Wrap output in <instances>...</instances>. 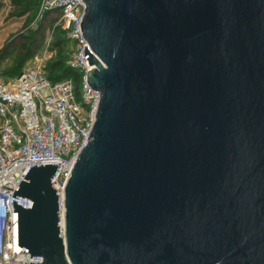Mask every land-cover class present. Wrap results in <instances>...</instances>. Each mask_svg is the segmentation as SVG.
<instances>
[{
  "label": "water",
  "instance_id": "obj_1",
  "mask_svg": "<svg viewBox=\"0 0 264 264\" xmlns=\"http://www.w3.org/2000/svg\"><path fill=\"white\" fill-rule=\"evenodd\" d=\"M83 1L99 106L63 207L57 164L14 190L30 264H264V0Z\"/></svg>",
  "mask_w": 264,
  "mask_h": 264
},
{
  "label": "built area",
  "instance_id": "obj_2",
  "mask_svg": "<svg viewBox=\"0 0 264 264\" xmlns=\"http://www.w3.org/2000/svg\"><path fill=\"white\" fill-rule=\"evenodd\" d=\"M43 15L54 14L70 45L67 64L82 74L78 93L73 80L51 81L45 64L53 57L47 40L43 53H35L19 75L4 77L0 71V264L41 262L40 256L18 245V213L16 204L31 208L32 201L14 194L33 165L57 164L51 183L63 207L66 183L77 156L86 145L94 125L100 92L87 81L92 69L84 47L97 57L83 37L80 23L85 10L83 0H41ZM42 15V16H43ZM5 186V187H4ZM10 188V189H9Z\"/></svg>",
  "mask_w": 264,
  "mask_h": 264
},
{
  "label": "rangeland",
  "instance_id": "obj_3",
  "mask_svg": "<svg viewBox=\"0 0 264 264\" xmlns=\"http://www.w3.org/2000/svg\"><path fill=\"white\" fill-rule=\"evenodd\" d=\"M40 6L41 0H0V71L2 73L11 71L19 65H23V68L31 62L33 56L26 60L23 59L26 52L24 46L26 40L36 39L35 54L46 50V43L50 36L52 41L48 49H51L57 36L58 38L63 36L61 30H52L57 21L54 14H48L47 19L43 21L41 36L36 35L44 16ZM69 51L70 45L66 43L62 54ZM56 54L57 50L54 52V58Z\"/></svg>",
  "mask_w": 264,
  "mask_h": 264
},
{
  "label": "trees",
  "instance_id": "obj_4",
  "mask_svg": "<svg viewBox=\"0 0 264 264\" xmlns=\"http://www.w3.org/2000/svg\"><path fill=\"white\" fill-rule=\"evenodd\" d=\"M49 13L45 14L43 16V19L39 25V29L36 31V35L41 36V32L43 29V21L47 19ZM54 30H61V33L63 36L59 37L57 36V39L53 41L51 45L52 50H57L56 57H51L45 64V74L50 79L51 81H61L65 80L67 78H70L73 80V85L75 92L78 93L80 85H81V80H82V74L83 72L78 69V68H73L70 67L67 62H66V54H62V50L64 49V45L68 43L67 39L65 38L64 32L61 29L60 26H56ZM37 41L36 39H29L26 40L25 47H26V52L23 57L24 60L30 58L34 54V48L36 47ZM23 66V65H22ZM22 66H17L16 68L12 69L11 71H7L6 73L1 74L4 77H15L17 76L21 71H22Z\"/></svg>",
  "mask_w": 264,
  "mask_h": 264
}]
</instances>
